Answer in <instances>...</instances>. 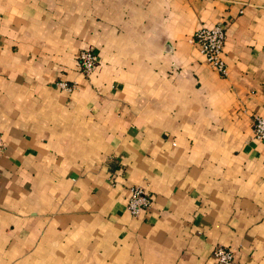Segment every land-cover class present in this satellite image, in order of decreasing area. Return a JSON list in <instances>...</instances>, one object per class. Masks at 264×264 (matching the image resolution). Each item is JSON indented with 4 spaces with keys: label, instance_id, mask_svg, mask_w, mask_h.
I'll list each match as a JSON object with an SVG mask.
<instances>
[{
    "label": "crops",
    "instance_id": "1",
    "mask_svg": "<svg viewBox=\"0 0 264 264\" xmlns=\"http://www.w3.org/2000/svg\"><path fill=\"white\" fill-rule=\"evenodd\" d=\"M218 22L226 76L194 40ZM255 115L264 0H0V264H264Z\"/></svg>",
    "mask_w": 264,
    "mask_h": 264
},
{
    "label": "built area",
    "instance_id": "2",
    "mask_svg": "<svg viewBox=\"0 0 264 264\" xmlns=\"http://www.w3.org/2000/svg\"><path fill=\"white\" fill-rule=\"evenodd\" d=\"M194 40L199 47V51L208 65L222 76L228 74L226 61L224 59V48L226 40V30L222 22H218L213 27L201 26L194 33ZM79 63L82 72L90 75L97 67V55L91 49H83L79 54ZM57 86L66 91L73 92L77 84L66 81L57 82ZM254 138L264 142V116L255 115L253 118ZM3 143L0 141V148ZM153 200L147 191L140 186H133L130 189L128 210L134 216H139L143 211L150 210ZM214 256L218 264H230L235 257V251L226 246H217Z\"/></svg>",
    "mask_w": 264,
    "mask_h": 264
}]
</instances>
